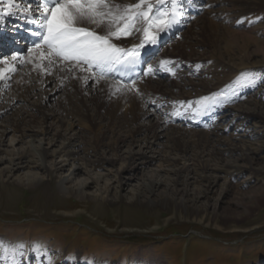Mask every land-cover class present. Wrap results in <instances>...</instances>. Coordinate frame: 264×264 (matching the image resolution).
<instances>
[{"label":"rangeland","instance_id":"374dc122","mask_svg":"<svg viewBox=\"0 0 264 264\" xmlns=\"http://www.w3.org/2000/svg\"><path fill=\"white\" fill-rule=\"evenodd\" d=\"M168 1L156 10L169 14L175 10L177 22L172 24V33H167L166 29L159 36L155 54L146 62L148 66H155V77L144 75L135 82L120 84L137 92V85L149 78L169 79L167 91L172 97L184 95V98L162 99L159 94L154 95L150 91L147 82V92H140L139 98L150 109L173 121L175 126L207 132L218 129L215 135L228 140L235 136L241 143L255 148L258 151L254 152L252 165L255 171L245 167L229 171L218 169V181L208 198L198 195L204 178L195 175L193 194L186 201L187 210L178 208L174 203L164 207L131 201L139 177L156 169L158 159L154 156L164 149V138L160 139V145L154 144L153 152L145 147L152 144L150 137L136 138L122 145L123 151L130 147L134 152L142 151L153 157L139 167L134 179L128 181L126 176L122 186L116 178L120 159L111 164L101 159L102 165L93 171L100 174V178L97 183L89 184L84 197L64 194L57 187V178L70 172L71 161L63 167L61 174H55L46 183L37 186H27L8 178L4 171V176L0 178V237L24 249L15 252L18 264H264V120L260 119L264 117V108H250L244 118L234 117L229 126L227 121L231 117L233 119L231 108L237 105L242 106L250 100L264 103V5H255L243 12V4H236L234 0L225 1L222 5H211L212 0H177L175 4ZM194 2L200 7L196 13L192 12L193 8L190 9ZM183 6L190 8L183 12ZM211 6L217 7L220 14V18L207 15L211 19V33L214 35L215 29L220 27L216 24L221 23L231 29L233 37L225 32L228 28H222L220 34L214 35L215 42L220 40V48L209 47V41L193 46L194 61L199 62L185 61L180 56H166L160 64L159 52L184 39L182 32L187 26H178L182 19L178 22L177 16L194 20L193 16L200 17ZM86 22L83 21V24ZM0 28L2 35L4 30L10 29L3 25ZM4 43L8 44V41ZM212 53L217 59L210 58ZM21 69L23 64H18L14 73ZM188 80L194 84L205 81L209 88L192 87L187 85ZM65 87L66 84L51 79L43 86L46 95L31 99L34 103L44 100L47 112L57 113L58 104L66 95ZM9 89V85L0 88V126L15 118L18 112V107L8 108L6 94L10 93ZM88 91L89 88H85V92ZM227 111L229 115L225 116ZM205 114L211 116L200 118ZM77 122L71 127L70 134L82 133L84 143L81 149L84 148L80 154L90 159L98 158L100 153L91 151L88 146L92 129L84 121L82 124ZM42 128L49 130L47 137L51 138L57 125L55 122L47 126L33 124L35 132ZM97 129L94 128L95 131ZM11 133V128L7 127L6 135L0 141L1 156L12 150L26 151L28 147V138L20 140L17 132V138L12 140ZM47 140L43 139V143L50 150L58 149L63 142L58 138L47 145ZM144 140H149V143L144 144ZM109 141L106 140L107 143ZM220 153L223 158L232 160L240 152ZM54 161L58 162V158H47L46 164L51 165ZM2 167L0 165V170ZM224 167L228 168L227 165ZM197 172H202L201 167H197ZM153 197L159 202L165 194L159 191ZM38 242H41L42 250L36 255L31 250ZM2 262L0 257V264Z\"/></svg>","mask_w":264,"mask_h":264},{"label":"bare ground","instance_id":"6f19581e","mask_svg":"<svg viewBox=\"0 0 264 264\" xmlns=\"http://www.w3.org/2000/svg\"><path fill=\"white\" fill-rule=\"evenodd\" d=\"M27 1H29L34 9L32 18L38 17L40 12L35 11L36 5L32 4L34 0ZM225 1L227 2L228 0H212L211 5H222ZM234 1L236 4L238 2L243 4L241 6L243 12L247 9L254 8L255 5H264V0H253L251 3H247L249 0ZM135 2H138V0H112L110 7L113 5L123 7ZM168 2L170 3L171 0ZM151 3L154 11L161 5L157 4L156 0H151ZM7 5L8 0H4V3L0 4V16L4 17L0 19V26L3 25L4 28L10 27L9 30H4L3 35L1 34L3 30L0 28V53H2V56H0V88L1 86H10V93L6 94L7 102H9L8 108H12L13 106L18 107V112L15 118L10 119L5 125L0 126V141L6 135V128L9 127L12 130V140L17 138L15 133L18 132L20 140L28 138V147L26 151L12 150L4 156L0 155V165H3L0 170V178L4 176V171H6L8 178H14L27 186H37L46 183L49 177L55 174H61L63 167L69 165L68 163L71 161L70 172L62 174L57 178V187L64 194H74L77 197H84L89 184L97 183L100 178V174L93 171L102 165L103 162L101 159L106 160L110 164L120 159L121 164L117 170L118 177L116 178H118V184L122 186L126 176H128V181L134 179L139 167L153 159V157L147 156L142 151H132L130 147L123 151L122 145L136 138L139 140L141 137L144 139L150 137L153 140L152 144L144 146L153 152L155 150L154 144L160 145V139L164 138L165 143L162 146L164 149L160 154L154 156L158 159L156 169L149 172L150 174L148 172L145 174L142 173L143 175L141 174L142 176L139 177V181L134 188L135 195L131 198V201L133 199L136 203H145L147 206L160 204L164 207L174 203L178 208L187 210L186 201L193 192V187H195V175L198 174L202 176V179L204 178L203 184L200 187L199 185L197 186L200 188L198 195L201 194L204 198H208L218 181V176L216 175L218 169L224 170L225 168L229 171L232 169L239 170L245 167L251 171H255V168L252 166L255 161V148H250L244 143H241L235 136H232V140H228L215 135L214 132L216 130L218 131V129L213 132H207L202 129L187 130L180 126H175L173 121L165 119L162 115L150 109V106L139 98L140 92H147L145 90L147 86L145 85L146 82L149 85L150 91L154 95L159 94L162 99L177 98L181 100L184 98V95L181 97H172L167 91L170 83L169 79L156 78L153 80V78H149L143 84L137 85V92H133L127 86L121 85V82L107 77L106 72L101 73L95 67L89 68L86 64L77 66L75 61L63 60L56 56H46L44 59H41L39 50L33 48L31 49L32 51H29L30 49H27V46L22 44L23 38L17 34L19 24H29L26 22L25 16L20 14L15 7L11 10L13 12L12 15H5ZM24 6L26 5L20 4L21 8ZM189 8L190 6H183L182 10L185 12ZM192 8V12L200 9L195 2L191 5L190 9ZM218 12L219 9L217 7L211 6L200 17L193 16L195 17L194 20L187 19V17L185 18L182 15L177 16V20L182 19L181 21L178 20V22L180 21L178 26L182 24L187 26V29L182 32L184 39L171 43L168 48L166 47L168 50L165 48L163 51H160V62L162 63L161 60L166 56H180L185 61L199 62L198 60L194 61L196 56L193 54L195 53L193 46L196 45L197 47L199 42L207 44V41H209V47L214 49L220 48V40L218 39L215 42L214 35L220 34L222 28L228 27L225 24L217 23L216 25L220 27L215 29L213 35L211 33V19L210 16H207L213 14V17L220 18ZM250 12L252 11L250 10ZM77 26L94 30L99 34H104L101 32V28L88 24L87 22L83 24V21L78 20ZM147 26L143 19L140 18L137 20L135 28L129 35L121 36L119 39L113 37L111 42L126 51L134 50L136 52L151 48V46H154V43L147 39L143 32V29ZM260 27L262 26L260 25ZM172 30L173 25L167 28V33H172ZM225 30L230 37H233L231 29L228 28ZM151 31L154 32L153 35L156 37L164 32H158L155 26ZM4 41H8V44L4 43ZM214 43H216V46ZM259 46L262 48L261 45ZM15 47H22V49L18 51ZM214 54L212 53L210 58L213 59L215 57H213ZM13 56L16 58L13 59ZM203 58L201 57V59ZM18 64H23V69L14 73L15 67ZM152 72V68H147L146 73ZM51 79H55L56 82L64 85L66 84V95L59 104L57 103V113L47 112L45 109L46 102L44 100L34 103L31 99L38 95H46L43 86ZM187 85L192 87L199 85L204 89L209 88V85L205 81L194 84L193 81L188 80ZM85 88H89V91L85 92ZM85 93L89 95L87 96ZM250 108L255 110L262 109L264 108V103L262 101L254 102L250 100L242 106L237 105L231 108L233 119L231 117L227 120L228 126L230 125V121L232 122L234 120V117L239 116L240 118H244L249 113L248 110ZM228 112H225V116L229 115ZM260 119L264 120V117H260ZM75 121H78L77 123L80 124L84 121L92 129V137L88 141V146L91 151L100 153L101 156L99 154L98 158L90 159L87 155L80 154L84 148L81 149L84 143L81 140L82 133L70 134L71 127L74 126ZM53 122L56 123L57 130L52 134L51 138L47 137V135L49 136V130L47 128H42L39 132L33 130V124L38 123L41 126H47V124H52ZM95 127L98 128L96 131L94 130ZM61 130H63V134H61ZM58 138H61L63 141L58 149L50 150L44 146L43 139H48V145L58 140ZM107 139L110 140V144L106 142ZM148 141L144 140L143 143L146 144ZM222 151H238L240 153L232 160H229L230 158L226 159L222 157L220 153ZM47 158L52 160L58 158V162L54 161L51 165H47ZM216 158L220 159V161L217 162ZM168 164L170 167L166 168L165 166ZM225 165L228 168L224 167ZM197 167H201L202 172L198 173ZM209 171L212 174H208ZM46 176L48 178H45ZM159 191H162L165 197L157 202L153 196ZM19 249L24 250L20 245L16 246L8 243L0 237V257L4 261L2 262L3 264H18L14 255L16 250ZM41 250L42 244L38 242L35 243L31 251L37 255L41 254Z\"/></svg>","mask_w":264,"mask_h":264},{"label":"snow or ice","instance_id":"6c2138e0","mask_svg":"<svg viewBox=\"0 0 264 264\" xmlns=\"http://www.w3.org/2000/svg\"><path fill=\"white\" fill-rule=\"evenodd\" d=\"M156 2L164 4L166 0ZM176 2L171 0L172 4ZM3 3L4 0H0V4ZM111 3L112 0H37L35 11H39L40 15L32 18L34 9L27 0H8L5 15H12L11 10L15 7L25 16L27 23L37 24L44 30L43 33H34L42 36V43L46 46L45 51L40 44L35 45L41 59L56 56L75 61L77 66L86 64L89 68L95 67L104 73L113 70L116 65L135 62L134 50L126 51L111 41L113 37L119 39L129 35L138 19L142 18L148 25L143 32L152 43L156 41L151 31L154 26L158 32H162L177 22L175 10L171 14L159 9L154 11L151 0H138L123 7H110ZM20 4L26 6L21 8ZM3 18L0 16V19ZM78 20L101 28L104 34L78 27Z\"/></svg>","mask_w":264,"mask_h":264}]
</instances>
